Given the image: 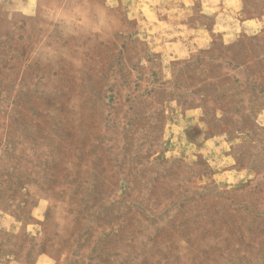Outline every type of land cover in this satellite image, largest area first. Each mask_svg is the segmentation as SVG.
Masks as SVG:
<instances>
[{
    "label": "rangeland",
    "instance_id": "374dc122",
    "mask_svg": "<svg viewBox=\"0 0 264 264\" xmlns=\"http://www.w3.org/2000/svg\"><path fill=\"white\" fill-rule=\"evenodd\" d=\"M0 264H264V0H0Z\"/></svg>",
    "mask_w": 264,
    "mask_h": 264
}]
</instances>
